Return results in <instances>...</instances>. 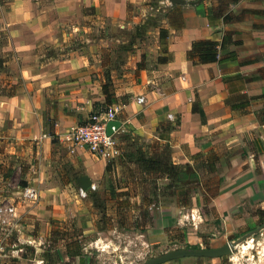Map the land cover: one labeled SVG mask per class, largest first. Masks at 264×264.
I'll return each instance as SVG.
<instances>
[{
	"label": "crops",
	"instance_id": "obj_1",
	"mask_svg": "<svg viewBox=\"0 0 264 264\" xmlns=\"http://www.w3.org/2000/svg\"><path fill=\"white\" fill-rule=\"evenodd\" d=\"M138 1L12 0L7 8L0 5V32L6 34L4 41L0 38V55H11L8 58L12 60L5 63L15 65L20 77L13 76L5 86L22 84L11 95L0 92V139L8 138L17 146L25 141L40 143L39 177L33 179L39 178L40 187L50 183L44 180L46 164L53 161L57 146L64 144L62 135L74 125L98 119L105 111L102 61L92 53L97 44H89V51L74 47L70 54H65L64 47L73 32L88 29L84 25L87 18L99 14L122 19L127 2ZM209 8L210 2L198 3L182 12L180 28H168L165 62H155L151 68L142 66L136 72L140 59L134 51L110 66L115 104L119 105L114 119L120 122L119 129L142 139H159L158 125L172 124L164 141L170 146L169 158L178 164H192L190 155L207 152L218 143L228 149L240 145L250 149L248 142L253 139H247L249 134L264 127L257 119L264 109V0L229 3L223 13L229 15L226 21L212 15ZM226 35L229 39L219 47L217 61L192 65L186 59L192 40L211 39L220 45ZM87 37L88 42L94 38ZM155 46L158 56V36ZM139 96L143 101H137ZM228 98H238L233 109ZM101 108L104 110L99 111ZM119 144L122 148L125 143L120 139ZM25 147L29 149L27 144ZM66 158L76 182L85 174L95 186L103 181L104 188L111 190L104 159L83 149L67 152ZM246 163L237 154L232 168L224 172L222 187L211 201L219 217L239 212L246 200L258 199L259 188L247 180L251 167L243 168ZM200 201L198 194L194 202ZM173 205L177 211L183 208ZM22 221L15 225H26ZM24 233L31 236L22 232L19 240ZM188 238L193 244L200 240ZM175 260L181 259L171 261Z\"/></svg>",
	"mask_w": 264,
	"mask_h": 264
},
{
	"label": "rangeland",
	"instance_id": "obj_2",
	"mask_svg": "<svg viewBox=\"0 0 264 264\" xmlns=\"http://www.w3.org/2000/svg\"><path fill=\"white\" fill-rule=\"evenodd\" d=\"M208 2L213 9L228 7L225 0H186L185 4H171L168 0L127 2L126 15L122 19L96 14L91 20H84L88 29L73 32L64 52L70 54V49L74 47L89 51V44L94 42L98 46L94 45L92 53L102 61V73L110 71L111 64L118 61L119 57L127 59L128 54L134 51L136 54L138 52L137 59H140L136 64L141 63L142 66L151 68L158 57L155 46L158 28L166 27L170 19L179 23L184 10L192 9L198 3ZM9 4L6 3V7ZM87 36H93L94 41L88 42ZM0 38L4 41L6 34L0 32ZM121 41L125 43L121 44ZM129 43L139 46H130L128 50L121 48ZM9 56L0 55L1 87H6L11 82L10 79L14 80L13 76L20 79L15 65L5 63L12 60ZM105 65L109 66L103 67ZM128 67L131 68V65L128 64ZM0 89L3 92L10 90ZM250 138L262 141L261 151L256 149L253 153L242 145L227 148V161L223 159L218 173L214 175V181L208 182L214 186L220 177L222 180L218 181L217 187H213L219 192L224 172L232 168L231 161L240 154L242 160L247 161L243 168L251 167L247 180L259 189L256 194L258 199L246 200L239 212L219 217L212 210V199L207 206L203 200L194 202V197L198 194L202 198L198 191L192 194L190 205L180 211L175 209L174 202L152 205L151 220L140 229L132 227L129 220L127 228L111 227L103 231L97 226L115 224L113 220H107L106 223H101L100 220L102 213H106L107 217H114V193L112 190L104 192L106 189L103 181H100L96 186L98 194L95 199L87 191L85 195L81 194L74 180L76 173L66 158L70 150L65 144L57 146L53 161L46 164L47 174L44 180L50 183L40 187L39 178L36 182L33 180L39 177L40 143L37 140L25 141L26 143L17 146L8 138L0 139V207L12 206L16 212L14 215L8 211L0 213V218L5 220L4 224L0 222V264H78V256L70 257L65 253V244L75 237L82 242L80 252L85 259L84 264H142L147 259L172 249L194 245L219 247L226 242L235 243L228 257H184L162 264H264V217L257 214L258 209H264V127L252 130L247 139ZM154 140L156 139H144L142 144L153 145ZM159 142L167 144L165 149L170 151L168 143L162 140ZM216 145L215 149L223 153L226 146L223 143ZM163 148L159 151H164ZM254 148L253 146L252 149ZM21 180H26L27 186L35 187L38 194L35 201L24 199L21 195ZM19 219L26 225L16 226ZM26 226L28 229L22 230L21 227ZM22 232H28L31 236L24 233V238L19 240ZM39 235L40 239H36ZM188 236H197L200 240L193 244Z\"/></svg>",
	"mask_w": 264,
	"mask_h": 264
},
{
	"label": "trees",
	"instance_id": "obj_3",
	"mask_svg": "<svg viewBox=\"0 0 264 264\" xmlns=\"http://www.w3.org/2000/svg\"><path fill=\"white\" fill-rule=\"evenodd\" d=\"M10 1L12 0H0V5L6 7V3H10ZM237 1L239 0H225V3L228 5L229 3H235ZM209 12L217 17L223 16L224 21L229 17L228 14L223 15L224 9L221 7L217 9L211 7ZM181 26L182 21L179 20V23H175L170 19L168 27L161 26L158 28L160 55L157 57V62H165L167 60V56L164 54L167 52L168 28H180ZM227 39H229V36L226 35L220 45L217 41L211 39L192 40L186 51V59L192 65L215 62L219 59V47H223ZM130 46H132L131 43L121 48L128 50ZM229 57L233 58V55ZM141 68V63H137L136 71ZM109 72L106 71L104 73V82L101 84L105 110L109 105L117 103L113 92L112 77ZM18 86H10V90L8 92L5 91L4 94H13ZM0 88L2 87L0 86ZM0 92L3 91L0 89ZM236 100L238 98H228L226 102L233 109L237 106L233 103ZM192 110L195 109L192 108ZM257 119L261 124H264V109L258 113ZM171 125L170 123L158 125L159 139L154 140L153 145H143L142 140L144 139L131 132L124 131L118 135V139H122L125 144L122 148L120 147V153L109 161H106L105 165V172L109 177L110 189L113 191L116 199L114 204V217H107L106 213H102V217L100 218L101 223H106L107 220H113L115 224H112V226H97L100 231L111 227L127 228V222L129 220H131L132 227L140 229L145 223L150 222L152 205L157 206L161 203L174 202L180 207H188L191 203L192 194L198 191L201 193L202 200L206 206L211 199L216 197L218 192L213 187H217L218 181L220 182L222 179L219 177L214 186H211L208 182L211 183L214 181V175L218 173L223 159L227 161L228 149L224 148L223 153H219L215 148L207 152H197L190 155L192 164L175 163L169 158L170 151L166 150L167 144L159 142L160 140L162 142L165 140V135L172 128ZM248 146L250 150L252 148L251 146H254L255 152L256 149L257 151H261L263 144L260 139H256L255 141L248 142ZM161 148L164 151L160 152L159 149ZM86 191L92 199H95L98 194L96 189H88ZM107 191L109 192V190H104V192ZM257 214L264 217V209H258ZM81 243V240L75 237L73 241L65 244L66 255L70 257L78 256V264H84L85 261L80 252V250L82 251ZM187 247L197 248L199 246Z\"/></svg>",
	"mask_w": 264,
	"mask_h": 264
},
{
	"label": "built area",
	"instance_id": "obj_4",
	"mask_svg": "<svg viewBox=\"0 0 264 264\" xmlns=\"http://www.w3.org/2000/svg\"><path fill=\"white\" fill-rule=\"evenodd\" d=\"M137 101H143V97H137ZM119 110L118 104H112L100 115L98 119L89 121L83 124H77L68 129L61 137L63 143L69 148L70 151L77 149H83L90 152L95 157L109 161L120 153V144L118 135L124 131L120 130L119 127L112 126V133L107 134L106 123L110 119H114V116ZM168 118L173 119L172 114H168ZM95 184L90 185L91 190L95 189ZM81 194L85 195V191L79 188ZM21 195L24 199H30L35 201L37 199V192L35 187L26 186L22 187ZM8 211L11 214H16L14 207H0L1 212ZM4 219L0 218V222L4 224Z\"/></svg>",
	"mask_w": 264,
	"mask_h": 264
},
{
	"label": "water",
	"instance_id": "obj_5",
	"mask_svg": "<svg viewBox=\"0 0 264 264\" xmlns=\"http://www.w3.org/2000/svg\"><path fill=\"white\" fill-rule=\"evenodd\" d=\"M171 4H185L186 0H168ZM120 122L116 119H110L106 123V132L107 134L112 133V126L119 127ZM78 186L82 191H86L90 188V185L92 184L91 179L87 175H80L77 178ZM21 185L23 187L27 186L26 180H21ZM235 246L234 242H226L223 245L219 247H197V248H191V247H182V248H176L169 251H166L164 253H161L157 256L151 257L144 261L142 264H162L167 261H171L174 259L184 258V257H208V258H214V257H228L229 253L232 251V248Z\"/></svg>",
	"mask_w": 264,
	"mask_h": 264
}]
</instances>
